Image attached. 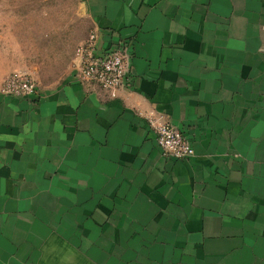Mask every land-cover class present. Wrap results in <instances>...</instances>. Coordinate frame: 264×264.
<instances>
[{"label":"crops","instance_id":"obj_1","mask_svg":"<svg viewBox=\"0 0 264 264\" xmlns=\"http://www.w3.org/2000/svg\"><path fill=\"white\" fill-rule=\"evenodd\" d=\"M79 1L132 86L0 88V264H264V0Z\"/></svg>","mask_w":264,"mask_h":264},{"label":"rangeland","instance_id":"obj_2","mask_svg":"<svg viewBox=\"0 0 264 264\" xmlns=\"http://www.w3.org/2000/svg\"><path fill=\"white\" fill-rule=\"evenodd\" d=\"M90 33L79 0H0V88L14 74L63 83Z\"/></svg>","mask_w":264,"mask_h":264},{"label":"built area","instance_id":"obj_3","mask_svg":"<svg viewBox=\"0 0 264 264\" xmlns=\"http://www.w3.org/2000/svg\"><path fill=\"white\" fill-rule=\"evenodd\" d=\"M97 32L89 38L77 53L78 78L82 83L95 84L115 95L132 86L133 76L127 55V44L116 49L101 52L97 46ZM3 92L15 97H30L38 94L37 84L27 75L14 74L4 83ZM146 120L157 137V143L164 157L177 161L189 160L195 155L190 140L177 127L169 123H158L153 114Z\"/></svg>","mask_w":264,"mask_h":264}]
</instances>
